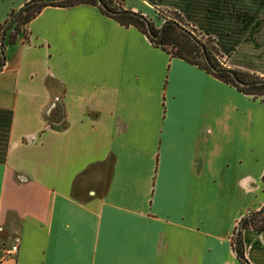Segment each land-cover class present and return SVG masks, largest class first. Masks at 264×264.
I'll return each mask as SVG.
<instances>
[{
    "label": "crops",
    "instance_id": "0c3cea01",
    "mask_svg": "<svg viewBox=\"0 0 264 264\" xmlns=\"http://www.w3.org/2000/svg\"><path fill=\"white\" fill-rule=\"evenodd\" d=\"M27 0H0V23ZM175 10L225 67L264 78V0H119ZM0 264H239L264 202V98L151 44L95 4H46L3 41ZM264 264V231L239 229Z\"/></svg>",
    "mask_w": 264,
    "mask_h": 264
},
{
    "label": "trees",
    "instance_id": "16d2710c",
    "mask_svg": "<svg viewBox=\"0 0 264 264\" xmlns=\"http://www.w3.org/2000/svg\"><path fill=\"white\" fill-rule=\"evenodd\" d=\"M80 2H88L97 7L106 15L112 17L122 25H133L145 34L151 44L158 46L169 53L193 63L203 68L213 76L233 85L236 89L244 93H249L253 97L264 98V78L249 71L236 67H225L222 64L223 56L218 52L213 37L204 34L188 24L183 17L175 10L157 11L158 17L162 21L156 26L153 21L140 12L129 8H123L119 0H27L19 8V13L3 29L8 18L16 11H11L0 23V36L3 33V41L12 42L16 34L21 32L25 35V24L33 17L42 6L52 5H72ZM18 8V9H19ZM147 23L150 31L155 34L151 36L147 33ZM162 27L161 32H159ZM4 62L3 46L0 50V68ZM233 71V75L230 73ZM261 82H255L256 80ZM262 189L264 191V172L260 176ZM264 202L255 210L248 211L240 217L242 218L240 227L251 228L256 231H264ZM235 227L232 231L231 246L239 264H251L244 256L243 243L240 235L237 238V246L234 247Z\"/></svg>",
    "mask_w": 264,
    "mask_h": 264
},
{
    "label": "water",
    "instance_id": "95a60500",
    "mask_svg": "<svg viewBox=\"0 0 264 264\" xmlns=\"http://www.w3.org/2000/svg\"><path fill=\"white\" fill-rule=\"evenodd\" d=\"M97 2L98 3H100L101 5H102V3H101V0H97ZM19 11H20V8L19 9H17L9 18H8V20L6 21V23H5V25H4V27H3V29L12 21V19L19 13ZM161 30H162V27H160V29H159V32H161ZM147 33L149 34V35H151V36H155V34L154 33H152L151 31H150V27H149V23H147ZM2 46H3V33H1V36H0V50H2ZM230 73L233 75L234 73H233V71L232 70H230ZM262 80L260 79V80H256L255 82H261ZM263 209H264V207H263ZM241 221H242V218L241 219H239V221L237 222V224H236V227H235V237H234V242H233V245H234V247H236L237 246V238H238V235H239V229H240V224H241Z\"/></svg>",
    "mask_w": 264,
    "mask_h": 264
},
{
    "label": "built area",
    "instance_id": "2783aa9c",
    "mask_svg": "<svg viewBox=\"0 0 264 264\" xmlns=\"http://www.w3.org/2000/svg\"><path fill=\"white\" fill-rule=\"evenodd\" d=\"M17 241L18 237L14 236L12 239V242L4 249V252H0V258L3 256V253L12 255L16 252L17 250Z\"/></svg>",
    "mask_w": 264,
    "mask_h": 264
},
{
    "label": "rangeland",
    "instance_id": "374dc122",
    "mask_svg": "<svg viewBox=\"0 0 264 264\" xmlns=\"http://www.w3.org/2000/svg\"><path fill=\"white\" fill-rule=\"evenodd\" d=\"M231 240H232V235H231V238H230V242H231Z\"/></svg>",
    "mask_w": 264,
    "mask_h": 264
}]
</instances>
